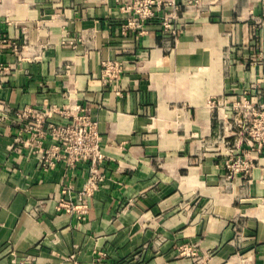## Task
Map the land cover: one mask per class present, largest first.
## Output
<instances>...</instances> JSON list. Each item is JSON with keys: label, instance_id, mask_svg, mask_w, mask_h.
<instances>
[{"label": "crops", "instance_id": "0c3cea01", "mask_svg": "<svg viewBox=\"0 0 264 264\" xmlns=\"http://www.w3.org/2000/svg\"><path fill=\"white\" fill-rule=\"evenodd\" d=\"M130 1L0 0V264H264V148L238 143L252 168L231 174L222 139L224 103L264 98V0H173L143 32ZM43 105L96 123L81 199L88 165L44 170L49 134L21 130Z\"/></svg>", "mask_w": 264, "mask_h": 264}, {"label": "built area", "instance_id": "2783aa9c", "mask_svg": "<svg viewBox=\"0 0 264 264\" xmlns=\"http://www.w3.org/2000/svg\"><path fill=\"white\" fill-rule=\"evenodd\" d=\"M169 3L173 4V0H131L122 6L129 13L124 27L143 32L147 22L157 17L158 12ZM174 17L175 11H171L167 16H163L161 23L164 28L176 33V28L171 22ZM120 71V65L106 63L102 69L103 79L111 81ZM224 105L226 110L223 113L225 119L223 130L227 135H235L238 138L233 144L229 139L222 138L227 149L224 165L231 174L242 172L243 175H250L252 163L236 153L234 147L243 141L252 148H264V98L257 101L244 93ZM56 116L60 120H57ZM17 117L22 121V132L30 133L35 141L41 143L49 134L51 145L43 147L39 144L36 149L40 153L39 162L44 170L54 167L57 161H63L69 168L75 167L78 163L88 165V184L80 191L81 199L89 192V187L97 178V166L104 156L96 123L86 114H71L68 107L55 105L24 108L17 113ZM69 117L70 120L67 119ZM61 205L67 211L76 209V206L70 203ZM80 207L85 211V203H81ZM181 252L195 253L194 249L187 245L181 247ZM104 256L105 253L100 252L92 264H106ZM31 260L32 258L26 257L15 264H30ZM67 261V264H81L74 253L67 257Z\"/></svg>", "mask_w": 264, "mask_h": 264}]
</instances>
